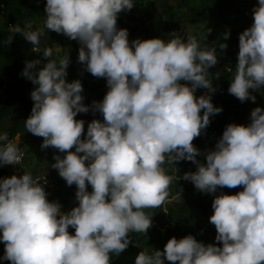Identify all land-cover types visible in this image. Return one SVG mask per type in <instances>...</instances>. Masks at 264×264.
Masks as SVG:
<instances>
[{
  "label": "clouds",
  "instance_id": "9594fccd",
  "mask_svg": "<svg viewBox=\"0 0 264 264\" xmlns=\"http://www.w3.org/2000/svg\"><path fill=\"white\" fill-rule=\"evenodd\" d=\"M134 5L135 0H46L42 29L33 30L31 22L13 28L44 58L26 61L22 70L35 86L25 127L43 138L42 149L64 153L54 154L50 167L67 186H76L78 203L65 211L59 201H50L46 174L0 179V261L112 264L113 253L133 244L130 233L148 238L153 221L144 209L159 208L167 200L177 177L164 165L179 171L175 165L183 160L196 170L184 172L182 179L201 193L242 190L214 195L208 218L216 229L214 243L192 234L173 236L163 250L139 251L134 264H264V107L251 110L247 125L227 124L198 160L202 153L193 140L210 125V117L223 111L212 102L216 88L209 78V69L219 61L217 47L202 48L196 36L185 39L177 32L167 40L130 41L128 29L118 28L117 20ZM252 17L250 27L239 33L227 89L242 103H255L253 92L264 88V0L253 7ZM46 29L78 41V62L106 80L102 100L85 104L81 80L66 79L68 54L57 60L52 47L40 50ZM229 36L230 30L223 39ZM198 89L207 91L197 96ZM89 111L103 119H92L85 131V121L76 117ZM22 160L17 145L0 133V166Z\"/></svg>",
  "mask_w": 264,
  "mask_h": 264
},
{
  "label": "trees",
  "instance_id": "16d2710c",
  "mask_svg": "<svg viewBox=\"0 0 264 264\" xmlns=\"http://www.w3.org/2000/svg\"><path fill=\"white\" fill-rule=\"evenodd\" d=\"M46 0H0V123L3 120H10L7 134L10 140L17 139V147H25L28 143L41 145L43 138L28 132L25 127V120L31 113L33 101L29 97L32 89V83L22 75L25 64L17 56L18 50L24 45L25 39L20 34H13V28L23 27L27 20L37 18L44 11ZM181 6L185 7L189 16L186 23H200L208 16L218 19L226 26L231 27L242 19H253L252 6H248L245 0H200V6H190L186 0H181ZM178 19V18H177ZM181 24L180 19L167 23H160L155 31L141 32L136 38L148 39L158 37L157 33L167 32ZM127 29L126 22L118 24ZM12 30L8 36L3 33ZM244 29L240 28L238 32L231 33L226 43V49L217 48L218 64L227 62L232 72L235 71L237 63V54L239 51V33ZM13 39L10 44L7 43L10 36ZM131 34L129 33V38ZM74 43V40H73ZM203 48V47H202ZM218 64L209 69L211 74L216 70ZM210 77V76H209ZM205 92H198L196 95H202ZM212 95V102L215 106H222L223 111L210 117V125L205 129L201 136L193 140V144L201 150L202 155L198 160H203V153L215 146L217 139L221 136L224 128L229 123H238L247 125L250 122V112L253 108L262 105L264 101V88L253 92L256 101L253 103L248 100L241 102L239 99L229 94L227 89L215 92ZM28 155H35L37 163H43L45 160H53V155L60 154L56 149L49 147L42 149L36 148L35 152H27ZM173 168L172 174L182 179L186 171H195L194 164L190 161H179ZM7 165L0 166V179L10 177ZM183 180V179H182ZM190 181L183 180L182 189L190 194L189 198L173 202L168 208L166 215L160 213L158 208L144 209L146 214L152 215V227L148 230L147 239L140 233H130V239L133 244L119 255L112 254V264H134L135 256L139 251L147 250L149 253L153 249L163 250L165 243L170 237L177 239L192 234L195 231H204V226H209V231L215 238L216 229L209 222V216L212 214L211 207L214 195L223 191L234 194L242 188H223L217 193H201L193 189ZM68 190L75 194L76 186H68ZM91 191V186H89ZM67 197V195H65ZM215 240H213V243ZM137 246H134V245ZM4 254V243L0 242V256ZM0 264H9L8 261H0ZM170 264V262H166Z\"/></svg>",
  "mask_w": 264,
  "mask_h": 264
},
{
  "label": "rangeland",
  "instance_id": "374dc122",
  "mask_svg": "<svg viewBox=\"0 0 264 264\" xmlns=\"http://www.w3.org/2000/svg\"><path fill=\"white\" fill-rule=\"evenodd\" d=\"M190 6L199 7L200 0H186ZM248 6H252V9L255 5H257L258 0H245ZM45 11H42V14L25 22H31L33 26V30L42 29L45 21ZM123 19V22H126L128 32L131 34L129 40L135 39L137 35L141 34V32H151L155 31L157 26L160 23H167L171 21H177L180 19L181 24L176 28L169 30L167 32H159L157 33L158 37L165 38L166 40L171 38L172 32H177L185 39L189 36H196L198 42L201 47L206 48L210 46H215L218 48L219 42H223L221 39L223 34L226 31L230 30L231 33H236L240 28L246 29L250 27L253 19H242L236 24H233L231 27L226 26L218 19L208 16L203 22L189 24L186 23V19L189 16L186 13L185 7L181 6V0H135L134 7L126 12H121L119 14ZM146 17V22L144 24H139V17ZM140 17V18H141ZM178 18V19H177ZM122 28V27H121ZM207 28L211 29V31L207 33ZM12 30H8L3 33V35H10ZM42 51L46 47H52L54 49L53 59H59V57L65 56L68 54L70 57L71 63L67 69L68 75L66 79L70 82L73 79H80L83 85V95L85 97L84 103L91 104L93 100L100 101L103 99L107 91V84L104 78L94 77L91 73L84 70L83 65L76 64L73 61L74 58V43L73 40H70L68 37L63 34H58L51 30H44L43 34L40 36V44L38 46ZM59 49V51H56ZM17 56L20 60L25 64L26 61L33 60L36 58H41L42 54L39 52L32 51V45L30 42L25 40L24 45L18 50ZM219 71L221 75L219 78L215 77L214 73ZM235 71L232 72L227 62L219 63L216 70H214L210 75V79L212 78L213 86L216 88L215 92H220L222 90H226L229 87L231 82V78L234 75ZM32 83V82H31ZM35 86L32 84L33 90ZM30 91V93H31ZM206 89H198V92H206ZM214 92V93H215ZM29 93V97H30ZM31 99V97H30ZM264 107V101L261 105ZM82 115V113L78 114ZM83 116H89L92 119H103L102 115L99 112L93 113L90 111L89 115L83 114ZM76 117V118H77ZM10 125V120H3L0 123V133L7 132V129ZM87 127L85 128L86 131ZM18 142V141H17ZM41 145H35L28 143L25 147H21L25 152L24 158V166L26 168L27 173H31L34 177L42 176L46 174V176L51 177L55 180V187L53 192L48 196L50 201H59L63 209L69 210L73 206H75L78 202L75 200V194L71 193L68 190V186L66 185L63 178H61L57 171L50 167L52 160H45L43 163H37L35 159V155H28L29 152H35L36 148L38 149ZM74 150V149H72ZM62 154V153H60ZM64 154V153H63ZM63 157V155L61 156ZM165 171L168 174H172L173 168L170 165L165 164ZM194 169L196 166L194 165ZM183 180L176 178L173 180L172 184L169 186V196L167 200L158 208L160 213L164 216L167 213L168 208L172 205L173 202L185 200L189 198L190 194L182 189ZM193 189L196 188L193 186ZM223 189V188H222ZM222 189H218L219 192ZM197 192V190L195 191ZM67 195V197H65ZM69 231H73L69 229ZM193 236L204 243H213L214 237L209 231V226H204V231L198 232L195 231Z\"/></svg>",
  "mask_w": 264,
  "mask_h": 264
},
{
  "label": "built area",
  "instance_id": "2783aa9c",
  "mask_svg": "<svg viewBox=\"0 0 264 264\" xmlns=\"http://www.w3.org/2000/svg\"><path fill=\"white\" fill-rule=\"evenodd\" d=\"M140 17H139L140 20H138L139 24H144L146 22V17H144V16H142L141 18ZM121 19H123V18L119 15L118 20H117V27L118 28H121V26L118 25V24H121L123 22V20H121ZM79 47H80V45H79L78 41L74 40V58H73V61L76 64L82 65L80 62H78V49H79ZM89 113H90V111L88 113H82V115H79V117L76 118V119H83L85 121V128L87 127V123L90 122L92 120V118H90L89 116L84 117L83 114L89 115ZM11 141L17 145V139L11 140ZM20 151L23 154V160L21 161V163L19 165H16V166L7 165L8 171H9L11 176L12 175L20 176L22 173L26 172V168L24 166L25 152L23 151V149H20ZM45 178L47 181V183L45 184V190L50 195L54 190L55 180L51 177H48V176H46ZM48 199H49V197H48Z\"/></svg>",
  "mask_w": 264,
  "mask_h": 264
}]
</instances>
